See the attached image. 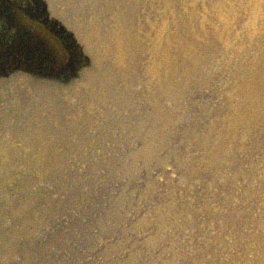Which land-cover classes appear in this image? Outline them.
I'll list each match as a JSON object with an SVG mask.
<instances>
[{
  "label": "rangeland",
  "instance_id": "374dc122",
  "mask_svg": "<svg viewBox=\"0 0 264 264\" xmlns=\"http://www.w3.org/2000/svg\"><path fill=\"white\" fill-rule=\"evenodd\" d=\"M0 264H264V0H0Z\"/></svg>",
  "mask_w": 264,
  "mask_h": 264
}]
</instances>
